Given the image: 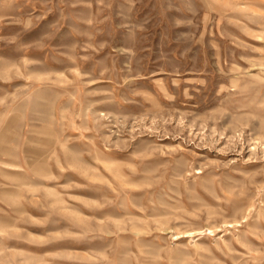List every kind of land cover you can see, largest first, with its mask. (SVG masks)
<instances>
[{
  "label": "rangeland",
  "instance_id": "obj_1",
  "mask_svg": "<svg viewBox=\"0 0 264 264\" xmlns=\"http://www.w3.org/2000/svg\"><path fill=\"white\" fill-rule=\"evenodd\" d=\"M0 264H264V0H0Z\"/></svg>",
  "mask_w": 264,
  "mask_h": 264
}]
</instances>
